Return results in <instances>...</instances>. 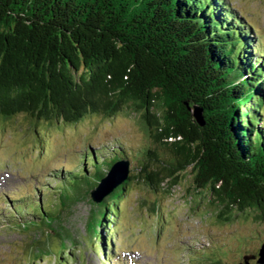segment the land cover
<instances>
[{
	"label": "trees",
	"instance_id": "1",
	"mask_svg": "<svg viewBox=\"0 0 264 264\" xmlns=\"http://www.w3.org/2000/svg\"><path fill=\"white\" fill-rule=\"evenodd\" d=\"M244 26L225 0H0V119L135 116L154 148H142L134 173L91 209L100 223L117 217L130 184L165 197L188 168L187 210L220 224L251 213L263 221L264 61L246 50ZM184 101L202 109V127ZM73 195L37 218L57 223Z\"/></svg>",
	"mask_w": 264,
	"mask_h": 264
},
{
	"label": "rangeland",
	"instance_id": "2",
	"mask_svg": "<svg viewBox=\"0 0 264 264\" xmlns=\"http://www.w3.org/2000/svg\"><path fill=\"white\" fill-rule=\"evenodd\" d=\"M227 1L238 13L236 17L241 15L257 28L251 30L249 38L252 43L247 48H252L259 40L258 46L264 51V0ZM27 117L20 114L9 120L0 119V171H4L0 174V190L7 188L0 196L1 218L5 212L1 209L4 202L12 209L6 197L14 203L19 217L24 219L23 207L25 212L34 208L28 197L36 186L43 191L44 183L48 187L47 194L44 191L43 194L52 193L53 198H57L59 193L55 187L58 180H49L50 174L57 176L54 169L63 167L66 172L75 167L81 169L86 152H92L98 160H93L90 166L84 165L82 170L87 173L74 169L73 185L75 183L82 194L68 193L74 194V200L66 202L57 223H44L46 226L39 229L31 227L28 221L5 224V229L0 230V264H51L54 256L56 264H66L58 257L62 234L65 238L63 252L74 256L72 264H104L106 261L91 248V243H95L91 233L97 228L105 230V225L98 222V213L90 219L91 209L102 204V200L92 202L89 191L115 163L113 159L123 158L121 152L125 153L128 175H131L135 167L132 161L142 160V148H154V145L141 131L135 116L118 114L106 120L102 116L90 115L73 125L33 122ZM189 170L165 197L137 184L126 188L118 207V218L114 219L118 220L114 227L120 245L115 242L113 260L106 263L126 261L125 264H138L137 257H141L150 264H212L218 258L224 260L220 261L223 264H238L242 261L241 256H249V252H256L264 244V220L255 221L252 213L247 221L220 224L202 208L187 210L184 196L191 186ZM11 184L13 186L9 187ZM37 195L32 199L38 201ZM46 196L40 197L42 205L46 203ZM49 199L51 201L52 197ZM156 205L158 211L152 212V206ZM141 262L145 264V261Z\"/></svg>",
	"mask_w": 264,
	"mask_h": 264
},
{
	"label": "water",
	"instance_id": "3",
	"mask_svg": "<svg viewBox=\"0 0 264 264\" xmlns=\"http://www.w3.org/2000/svg\"><path fill=\"white\" fill-rule=\"evenodd\" d=\"M25 25L27 21L23 22ZM186 111L188 112L190 119L194 125L202 127L204 125V119L202 115V109L191 102L184 101ZM128 164L127 161H119L114 163L109 169L107 175L103 177L99 184L90 191V197L93 202L98 203L102 200L108 192L116 187L121 181H123L128 176ZM258 264H264V244L258 250ZM255 259V256H244L242 261L238 264H250L249 261Z\"/></svg>",
	"mask_w": 264,
	"mask_h": 264
}]
</instances>
